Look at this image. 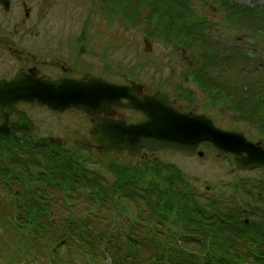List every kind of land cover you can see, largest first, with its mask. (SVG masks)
Here are the masks:
<instances>
[{
	"label": "rangeland",
	"instance_id": "rangeland-1",
	"mask_svg": "<svg viewBox=\"0 0 264 264\" xmlns=\"http://www.w3.org/2000/svg\"><path fill=\"white\" fill-rule=\"evenodd\" d=\"M24 1H27V6L30 9V18H27V6L24 4ZM217 1L189 0V3L200 16H204V18L212 20L216 24L223 20L222 14L214 7L218 3ZM238 3L243 5H264V0H238ZM122 7L125 10L133 8L131 11L134 15L128 19L119 14L112 15L106 9V3L102 4L101 0H11L9 10H5L4 6L0 3V46L7 47V44L13 43L12 47L26 48L33 54H45L48 48L55 49V37L58 40H76L80 45H85L87 50L84 55L82 54L84 57L79 56L77 53L80 47L77 46L75 51H71L72 55L78 59L90 62L94 69L100 59L103 58L109 66L120 67L126 73H128V69H133L131 71L133 73L129 77L137 75L141 83L144 82L149 85L157 84L155 87L164 86L172 90L180 79H184L182 72L190 68L188 62L186 63L183 60L182 51H178V45H176V43L179 44L178 40L176 38H173V41L166 39L172 38L175 35L171 31L174 30L178 23L158 22L160 19L159 13L153 14L150 11H144L136 7L135 0L126 1ZM134 7L136 8L134 9ZM260 24L261 22H253L256 28ZM214 25L212 26L213 28ZM15 26L19 32H28L27 35L30 37H28L26 45L23 43L21 45L17 41L20 35L14 32ZM217 28L219 32L217 30L214 33L209 32L208 41L210 43L214 38H218L221 47H232L230 44L232 43L233 45L244 47L251 51V53H248L247 59V56H244L243 59V55L236 56L233 62L217 54L212 55L211 57L216 60L215 64H217L215 77L220 76L226 80V76L232 75L239 81H242V76L245 73L243 69L238 68L244 65L251 68L248 71L251 77L258 79L261 76L263 80L264 34L261 31H255L256 33L250 34L243 29L237 30L226 23L222 25L218 24ZM83 29L87 30L89 35L78 41L79 34L83 32ZM29 31H33V34H30ZM47 40H49V45L46 43ZM147 40L151 42V51L146 50L145 41ZM47 46H49L47 49H43ZM253 52H259V54L256 55ZM184 54L185 56H189V52H184ZM259 55L261 58H259ZM4 56L5 54L0 52V73L7 72L5 63H15L10 61V56ZM28 57L32 59L33 55H29ZM169 64H176V68L172 69L168 66ZM257 84H253V87ZM262 86L264 84L259 83L258 87L263 89ZM235 88L232 87V90L235 91ZM219 92L222 94H234L231 90L229 92L219 90ZM236 92L241 93V90L237 89ZM25 107L37 122L36 130L30 134H26L27 137L24 136L29 139V143L26 144L25 140H23L21 146L17 144L20 136L10 135L11 142L17 147L14 151L5 149L3 155H0L2 157H0V177L5 180V184L0 180V196L3 198V204L8 210L12 211L15 206L13 202L17 201L18 206H21V216L24 217L26 215V207L22 206L23 203L33 200L37 201L38 199V202H41L44 206L43 211H41V221L48 224H55V208L64 210V214H67L68 206L72 209L69 211L71 221L75 219H87L88 207L94 203V196L91 198L90 194H88L85 198L73 197L64 200L63 191L56 184H46L45 188L43 182H37V178L30 180L31 176L27 175L28 170L24 168V163L21 162L25 158L23 154L30 149L31 141L39 140L41 137L49 138L48 136H55V115H50L46 109L38 106ZM222 108L220 107L221 113H218L219 123L235 124L234 120H231V117L235 116L237 112L233 109ZM125 115L127 119L137 118V114H129L127 111H125ZM81 118L82 115L78 112H68L60 117V121L64 126L70 127ZM246 119H237V126L245 130L249 136H258L256 128L250 125L249 122H246ZM60 136L67 139V136L70 135L60 131ZM8 138L10 137L0 136L1 140ZM68 142L69 145H72V141L68 140ZM35 146L33 144V147ZM65 148L73 151L72 148L67 146ZM73 152L81 154L79 150ZM39 154L41 161H46L45 151H39ZM170 154L175 155L171 151H157L154 156L160 159V166L152 163L153 168L150 171H147L145 166H143V169H140L142 164L138 165V162L141 160V157L131 158L124 155L116 159V161H122L125 167H127V163H131L134 166V172L130 173L129 176H132L134 173L136 174L137 168L139 171L143 170V172L142 178L136 181L139 183H128L134 179L125 183L128 175L124 176V182L121 184L120 190L124 191L125 194L120 201L118 196L113 194L114 192L108 191L106 197L102 199L100 206H98L100 214L103 215V220H94V223L108 226L110 220L116 215V228L117 232L121 235V241L119 242L123 246L110 247L111 249H106L105 252H99L98 256L101 259V263L109 264L106 262L107 257L113 256V263L111 264H203L205 261L203 258L204 252L207 254L209 252H211L210 254L216 252L218 259H232L229 262L236 261L241 263L246 260V262L249 261L251 263V259L254 256L247 239L239 234L235 236L227 235L228 231L225 225L220 226V231L224 233H222L224 236H227L228 240H221L215 244L207 235V230L211 229V227L207 224L203 227L198 220L191 221L194 227H188L189 220H185L182 223L184 228L181 230L180 224H175L177 219L176 208L179 204L177 203L172 208V201L179 202L175 197V193H171L172 189H169L170 185L168 182L164 181L161 177L152 179L151 175L153 170L161 168L156 172V176H158L164 170L163 165L165 164H170V168H166L169 173L164 171V174L172 175L173 172L175 173L174 164H178L198 189L210 196H215L203 200L198 198L196 201L198 204L199 202H203L202 206L207 207L205 209L207 218L204 221L210 223L217 220L215 216L217 212H226L231 208L234 209L239 204L245 205V201L247 200L250 202L255 201L256 194L249 193L245 189V183H242V180L250 176L257 179L255 176L261 175L262 172L260 171L264 169L254 172L239 169L231 170L233 164L228 158L216 156L212 152H209L204 159L199 157L185 158L176 155L171 156ZM99 156V154L93 158L86 156V165L84 168H78L80 170H90L114 180L116 177V174H114L115 169L110 168V166L115 163L113 162L115 160L113 157L106 156L100 158ZM191 163L198 165V173L194 171L195 169L188 166ZM16 169L21 172H24L25 169L26 179L22 183L11 174ZM260 178H264V176ZM14 180L19 182L15 183V190L6 185L7 182ZM175 181L178 182V189H181L183 194L184 188L182 185L184 183L179 180ZM232 184H239V189H232L222 193L225 188L229 189ZM155 187L157 189H154ZM207 187L209 188L207 189ZM16 190H18L21 196L20 199L12 196ZM165 190H167L168 193L166 194L168 196L166 195V198H163L161 192ZM44 195L47 197H44ZM182 200L186 201L185 196ZM165 205L167 206L164 207ZM179 208L182 210L183 205ZM35 211L38 213L37 210ZM256 219H258L257 225H249L247 232L254 233L259 231L262 234L260 228L264 225V219H259L258 217ZM259 220L261 221L260 223H258ZM27 224L33 225V223L29 222ZM58 225L61 227L63 224L60 223ZM32 227L31 225L26 227L25 239L23 238V234H21L22 232L20 233L17 229L10 230L12 227H8L9 232L4 230L5 233L0 229V264H6L4 257L7 255L8 247L15 246L12 243L16 244V240H19V244L22 246L19 249L21 251L17 257L19 263H14L11 259L10 264H23L25 262L28 264H45L48 254L45 253L47 250L44 247H50L51 245L48 246V244L51 243L50 241L45 242V240H48L47 238L39 240L36 237L39 234H36V231ZM257 228L258 230L255 231ZM217 230L219 229L217 228ZM10 233L11 238L9 236ZM45 235L47 234L45 233ZM130 236L133 239L129 238ZM136 238L139 239L134 240ZM158 240L164 244V247L161 244H157ZM169 243H172V245ZM128 244L135 247H128ZM125 245L126 247H124ZM219 245L225 246L220 247ZM71 250L72 256L69 257V263L65 262V264L90 263V250L87 247L83 245L80 248V245H77V247L72 245ZM96 251H100V247ZM68 252L69 250H65L67 255ZM118 256H120V259Z\"/></svg>",
	"mask_w": 264,
	"mask_h": 264
},
{
	"label": "trees",
	"instance_id": "trees-1",
	"mask_svg": "<svg viewBox=\"0 0 264 264\" xmlns=\"http://www.w3.org/2000/svg\"><path fill=\"white\" fill-rule=\"evenodd\" d=\"M126 1L131 0H101L102 4L106 3V9L112 15L119 14L128 19L134 14L131 11L133 8L131 10H125V8L122 7L123 3ZM205 1L208 2L209 0ZM217 2L218 3L215 2L217 5H214V7H216L219 10V13L222 14L223 20L215 24L212 20H208L207 18H204V16H200L199 13H197V11L192 8L189 0H135L136 7L141 8L144 11H150L153 14L159 13L160 19L158 22L178 23L176 24L177 26L174 28V30L171 31L172 33H175V35L169 39L166 37L165 38L169 41H173V38H176L179 42V44L176 43V45H178V51H182L184 56L183 60L186 63L188 62V66L190 67L189 69H186L182 72L184 79L189 80L192 78L193 81L198 83L202 93L210 96L211 101L219 107H223L222 109L235 110L237 114H235L234 117L239 119L247 118L250 120H258L259 117H264V86H262L263 89L258 87L259 83L264 84V79L262 80L261 76L258 77V79L251 77V75L248 73L251 68L244 65L238 68L243 69L245 73L242 76V81H239L237 78H235V76L232 75L229 77L226 76V80L220 76L216 78L215 69L217 68V64H215L216 60L211 57L212 55L217 54L233 62L235 61L236 56L243 55V59V57L247 56L248 53H251V51L245 49L244 47L233 45L232 43H230L232 47H221L219 45L218 38H214L210 43L208 41V36L209 32L214 33L216 30L219 32L217 25H222L223 23H226L237 30L243 29L250 34L256 33L255 31H261L262 34H264V5H243L238 3V0H218ZM136 7H134V9ZM253 22H261V24L258 28H256L253 25ZM213 25L214 28L212 27ZM184 52H189V56H185ZM253 53L256 55L259 54V52ZM247 58L248 56L246 59ZM259 58H261L260 55ZM222 60L224 59L222 58ZM224 81H227L230 84L227 82L225 83ZM253 84L257 85L253 87ZM232 87H236L235 91L232 90ZM237 89L241 90V93H237ZM219 90L224 92H229L231 90L234 94H222L219 92ZM26 134L30 133L24 132L23 134L13 135L20 136V139L17 140V144L19 146L22 145L23 140H25L26 144L29 143V139L25 138L27 137ZM3 137L10 138L4 140L0 139V155H3L5 149L14 151L17 147L11 142V136ZM33 144L36 146L33 147ZM39 151H45L46 161H41L39 157ZM119 155L121 154L113 153L109 156L113 157L115 160L113 161L115 163L110 166V168L115 169L114 174H116V177L113 180L106 178V176L96 174L90 170H80L78 167L84 168L87 161L85 160L86 156L82 154V152L81 154H78L68 148L55 145V142H52L46 137H41L39 140L31 141L30 149L23 154L25 157L24 160H21V162L24 163V168L28 170L27 175L29 174V176H31L30 180L37 178V182H43L45 188L46 184H56V186L60 187L63 191L64 200H68V198L73 197L85 198L88 194H90L91 198L94 196V203L88 207L89 210L87 211V219H75L71 221L69 216V211L71 208L68 206L67 214H64V210H58L55 208V224H48L41 221V211H43L44 206L41 202H38L37 198V201L33 200L23 203L22 206L26 207V215L22 217L20 212L21 206H18L17 201L13 202L15 206L12 211H10L3 204V198L0 196V229H2L3 233H5L4 230L9 232L8 227H12L10 230L17 229L20 233L22 232L21 234H23L24 238L26 227L28 225L33 226L32 229L36 231V234H39L36 236L39 240H41V238H47L48 240H45V242L50 241L51 243L48 244V246L51 245L50 247H44L45 250H47L45 253L48 254L45 264H65V262L69 263V257L72 256V245L75 247L80 245V248L84 245L90 250L89 264H102L101 259L98 256L99 252H105L106 249H111L110 247L123 246L121 245V242H119L121 241V235L119 232H117L116 215L110 220V224L108 226L96 224V222L94 223V220H103V215L100 214L98 206H100L102 199L106 197V193L108 191L114 192L113 194L117 195L120 201L125 194L124 191L120 190V186L124 182V176L128 175L125 179V183L131 179L134 180L128 183H139L136 181H139L142 178L143 172V170L139 171L137 168V173L129 176L130 173L134 172V166L131 163H127V167H125L122 161H116ZM11 174L21 183L26 179L25 169L24 172L18 171L16 169L15 171H12ZM151 177L152 179L161 177L170 185L169 189H172L171 193H175V197L179 202L172 201V208L177 203L179 204V206L176 208L177 219L175 224H180L181 230L184 228L182 223L185 220H189V224H187L188 227H194L191 221L198 220L203 227L206 224L211 227V229L207 230V235L208 238L215 244L218 241L227 239V236H224V233L220 231V226L225 225L228 231L227 235L235 236L239 234L243 238L247 239L249 246L251 245L250 250L254 256L251 259V263H249V261L246 262V260L241 263L236 261L229 262L232 259H218L216 257V252H214V254H210L211 252H209V254L204 252L203 258L205 261L203 264H264V225L262 228H260L262 230V234H260L259 231L254 233L247 232L249 225L244 222V215L240 209V205H237L234 207V209L231 208L226 212H217L215 214L217 220L208 223L204 221V219L207 218L206 213L203 211L199 212L194 204L195 202H191V200L188 198V194L185 196L186 201L182 200L184 196L181 189H178V182L175 180L183 182L185 180V176L180 171H178L176 167L175 173L173 172L170 176L169 174H164L163 171L158 174V176L151 175ZM0 180L3 182V184H5V180H3L1 177ZM17 180L7 182L6 185L15 190V183H19ZM187 185L190 186L189 183H187ZM154 189L157 188L155 187ZM166 193H168L167 190L161 192L163 198H166V195L168 196ZM12 196L19 199L21 197L18 190H16ZM44 197L47 196L44 195ZM181 205H183L182 210L179 208ZM166 206L167 205L164 207ZM35 210H37L38 213ZM11 212L12 214H10ZM28 222L33 223V225L27 224ZM60 223L63 224L61 227L58 225ZM216 227L219 230H217ZM256 230H258V228L255 229V231ZM45 233L47 235H45ZM9 236L11 238V233ZM129 238L133 239L132 236ZM137 239L139 238L134 240ZM158 241L159 242H157V244H161L162 247H164V244L160 240ZM169 244L172 245V243ZM12 245L15 246H9L7 255L4 257L6 264H10L11 259L14 263H19L17 257L21 251L19 249L22 246L19 244V240H16V244L12 243ZM219 246L221 247L225 245ZM98 247H100V251H96ZM124 247H126V245ZM128 247L133 248L135 246L128 244ZM65 250H69L68 255L65 253ZM118 257L120 259V256ZM106 262L109 264L113 263V256L107 257ZM23 264L28 263L25 262Z\"/></svg>",
	"mask_w": 264,
	"mask_h": 264
},
{
	"label": "water",
	"instance_id": "water-1",
	"mask_svg": "<svg viewBox=\"0 0 264 264\" xmlns=\"http://www.w3.org/2000/svg\"><path fill=\"white\" fill-rule=\"evenodd\" d=\"M3 3L6 9L10 8V0H3ZM145 44L146 50L151 51V42L147 40ZM96 79L48 80L25 71L11 80L0 79V115L5 119L0 125V135L25 132L34 127L27 111L16 106L19 102L36 103L62 112L76 107L94 113L104 109L103 105L110 107L127 99L128 105L143 111L146 118L131 123L115 118L95 119L92 132L101 155L125 151L136 155L160 149L201 155L199 147L204 144L220 155L234 154L240 169L264 165V143L250 141L242 131L220 127L205 114L181 111L171 103L168 92L158 90L141 95V84H116ZM12 110L19 115L18 120L9 125ZM245 221L252 222L247 217Z\"/></svg>",
	"mask_w": 264,
	"mask_h": 264
},
{
	"label": "flooded vegetation",
	"instance_id": "flooded-vegetation-1",
	"mask_svg": "<svg viewBox=\"0 0 264 264\" xmlns=\"http://www.w3.org/2000/svg\"><path fill=\"white\" fill-rule=\"evenodd\" d=\"M0 1H1L0 3L4 4L3 0ZM24 4L27 6V1H24ZM27 18H30V11L29 14H27ZM82 31L83 32L79 34L80 37L78 38V41L89 35L87 30L83 29ZM14 32L20 35L17 41L20 42L21 45L22 43L26 45L27 39L28 37H30L27 35L28 32L25 33L19 32L17 27L14 30ZM32 32L33 31H29L30 34H33ZM46 43L47 45H49L50 44L49 40H47ZM13 45H14L13 43H9L7 44V47L0 46V52L5 54L4 57L8 55L10 56V61L15 62L13 64H7V63L5 64V68L7 69V72L0 73V79L5 78L10 80L15 75H17L18 72L25 71L29 73H35L38 77L48 80H60L65 78V79H77L81 81H88L92 77H96L98 78L96 79L97 81L104 80L116 84H133V83L141 84V95L151 94L158 90H164L170 94L171 103L177 106L181 111L193 112L197 114H205L208 117L212 118L214 123L220 127H223L228 130L242 131L250 141L264 143V117H259L258 120L246 119V122H249L250 125L256 128L258 133V136L256 137L249 136V134L245 130L237 126L238 124L237 119L239 118H236L234 116L231 117V120H234L235 124L231 125V124L219 123L218 113L219 112L221 113L222 110H220V107L218 105L214 104L211 101L210 96L202 93V91L198 86V83L193 81L192 78H190L189 80L180 79L177 85L172 90H170L167 87L165 88L164 86L155 87V85L157 84L149 85L144 82L141 83L137 75L133 77H129L130 74L133 73L131 72L133 71V69H128V73H126L124 72V69L120 67L109 66V64L106 61H104L103 58L100 59V61L97 63L94 69L91 66L90 62H86V60L78 59L74 57V55H72L71 51H75V49H77V46L80 47L79 52L77 53L79 56H83L87 50L85 45L83 44L80 45L76 40H60V39L58 40L55 37V49L48 48L49 46H47L43 48V49L48 48L45 54L42 53L33 54L29 52L26 48H19L15 46L12 47ZM29 55H33V58L30 59V57H28ZM168 66L171 67L172 69L176 68V64L175 65L169 64ZM128 103L129 101L127 99H122L119 104H113L110 107L103 105L104 109L100 111L97 110L94 113H89L83 108H76V107L67 109L63 112L58 110H51L46 106H39V107L46 109L50 115L52 114L55 115V127H54L55 136H48L52 142H55V145H60L62 147L67 146L69 148H72L73 151L79 150V152H82V154H84L89 158H93L97 154H99L100 155L99 157L101 158L106 156L109 157L113 153L108 155L100 154L98 143H96L95 135L92 132V127L95 119L115 118V119H123L126 120L128 123H131V122H139L146 118L143 111L131 108L128 105ZM16 106L21 110H26L27 115L34 121V127L29 131H25V132L32 133L33 131H35L37 122L34 120L35 119L34 116L30 114L29 110L25 106H38V105L36 103L30 104L28 102H19L17 103ZM107 110H109V112ZM125 111H127L129 114L130 113L137 114V118L127 119L125 115ZM68 112L70 113L78 112L82 115V118L77 120L70 127L64 126V124L60 121L61 120L60 117ZM18 115L19 114L16 111L12 110L11 113L9 114L8 124L11 125V122L18 120ZM4 121L5 119L2 118L0 115V124H2ZM60 131H63L64 133H68L71 137L67 136V139L61 138ZM23 133H24L23 131H19L16 132L15 134H23ZM68 140H70V142L72 141V145H69ZM158 151H168V152L171 151V153L173 152V154H175L176 156H181L185 158L199 157L201 159L202 158L204 159L209 152H212L216 156L218 155L228 158L229 161L233 164L231 170L239 169L242 171L254 172L259 169H264V165L257 167L255 169H240L237 167L235 163L234 154L220 155L217 152H215L212 148L204 144H202L199 147V151L203 152V154L201 155L199 154V152H197L194 155H188L182 151H174L172 149H160ZM156 152L157 151H154L152 153H142V154L132 155L129 152L125 151L116 154H121L119 155V157L124 155L130 156L131 158L141 157V160H139L138 162V165L142 164V167L140 169H143V166H145L147 171H150L153 168L152 163H156L158 164V166H160V159L154 156ZM170 155L175 156L172 154ZM174 165L178 169V171H180L185 176L184 177L185 180L183 181L184 184L182 185L184 188L183 196H187L188 194V198L191 200V202L193 203L195 202V206L197 207V209L199 211L205 212V209L207 207L202 206L203 202L201 203L199 202L198 204V202H196L197 199L200 198V200H203L205 198L215 197V196H210L206 192H202L200 189H198L195 186V183L190 181V178L187 176L185 171L178 164H174ZM188 166L195 169L194 171L198 173L197 164L191 163ZM166 168H170V164L163 165V169H164L163 171L169 173V171L166 170ZM159 169L153 170L152 176H155L156 172ZM260 172H262L261 175L255 176L257 179L253 178V176H250L242 180V183H245L244 186L245 189L249 193L256 194V199H254L255 201L250 202L247 200L245 201V205L239 204L240 209L244 215V222L248 225H256L258 221L256 217H258L259 219L262 218L264 219V178H260L264 176V170ZM187 183H189L190 186H188ZM238 186L239 184L238 185L232 184L231 187H229V189L225 188L222 193L232 189H239ZM208 188L209 187H207V189ZM245 217L251 219L252 222L247 223L245 221ZM260 222L261 221L259 220L258 223Z\"/></svg>",
	"mask_w": 264,
	"mask_h": 264
}]
</instances>
